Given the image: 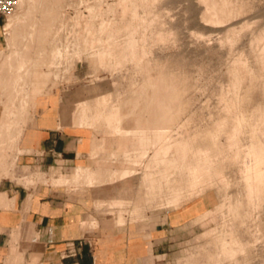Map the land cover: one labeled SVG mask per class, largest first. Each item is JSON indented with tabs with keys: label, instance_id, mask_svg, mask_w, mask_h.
Instances as JSON below:
<instances>
[{
	"label": "rangeland",
	"instance_id": "rangeland-1",
	"mask_svg": "<svg viewBox=\"0 0 264 264\" xmlns=\"http://www.w3.org/2000/svg\"><path fill=\"white\" fill-rule=\"evenodd\" d=\"M23 1L16 0L14 11L4 16V23H10L11 28L5 26L0 38V47L6 39L9 50H0V64L18 52L29 57L8 75L19 78V84L0 89L4 109L0 136L8 139L2 150H10L9 167L15 168L16 175L29 165L37 172L42 170L47 180L38 172L34 182L26 185L18 181L25 186L37 184L56 201L65 200L74 208L84 206L88 234L77 241H95L106 232L103 224L118 217L120 225L137 219L132 222L136 234L149 238L150 230L162 222L167 211L196 203L195 213L203 212L186 228V242L171 264H264V0ZM127 32L134 35L125 37ZM157 77L172 90L173 107L167 113L165 133L158 129L163 117L155 122V131L139 130L133 122L139 115L148 123L158 116L147 107ZM17 92L21 95L14 103ZM49 104H54L57 112L63 110L66 124L91 128L95 139L103 138L101 145L104 139H111V147L118 149L108 151L107 169L100 173L77 169L79 174L76 170L71 178L77 174L74 181H78L83 173L81 181L58 182L67 178L61 177L56 185L50 179L53 169L68 175L77 164H91V156L77 151L78 157L71 162L60 156L42 168L24 155L29 150L22 152L16 163L18 152L12 146L18 117L27 125L31 109ZM83 112L86 115L79 116ZM34 114L38 118L39 113ZM108 117L114 122L109 123ZM4 126H9L7 132L2 130ZM178 145L191 151L174 165L171 156ZM2 164L0 154V167ZM107 172L111 178L104 181ZM122 172H127L125 178ZM196 173L202 179L195 178ZM1 179L20 184L5 176ZM149 180L154 184L161 181L162 189L145 187V191L144 181ZM148 188L160 192L148 194ZM92 217L98 223L88 228ZM35 235L17 236L14 244L19 253L7 264L31 260L26 256Z\"/></svg>",
	"mask_w": 264,
	"mask_h": 264
},
{
	"label": "crops",
	"instance_id": "crops-1",
	"mask_svg": "<svg viewBox=\"0 0 264 264\" xmlns=\"http://www.w3.org/2000/svg\"><path fill=\"white\" fill-rule=\"evenodd\" d=\"M6 24L4 17L0 16V38ZM1 49L8 53L6 39L5 46L0 47ZM38 109L37 107L31 109L33 111L27 125L23 117H18L17 131L13 130L16 142L12 146L13 150L16 149L18 152L16 163L18 156L29 150L30 152L24 155H28L27 158L32 163H37L42 168L51 166L56 162V157L60 156L71 162L78 157L77 151L91 156V164H77L68 175L53 169L50 176L52 183H56L61 177L67 178H62L58 182L74 181L77 174L71 177L77 169L97 173L107 169L108 151L118 149L111 147L110 138L104 139V145H101L99 141L103 138L95 139L91 128L74 127L70 125L73 124L71 122L66 124L64 117H61L63 110L57 112L54 104ZM3 111V105H0V127L3 122ZM34 113H39L38 118ZM53 123L56 126H53ZM5 140L8 139L2 134L0 154L3 164L0 167V178L5 176L17 181L21 179L20 181L24 183L26 179L34 180L36 174L42 172L45 181L47 180L42 170L37 172V169H31L29 165L22 166L21 173L16 175L15 168L9 167L10 150H2L6 146ZM55 174L57 177L54 178ZM22 183L0 180V264L3 260L4 264H7L9 259L18 255L19 251L14 244L18 235L31 236L33 233L36 235L32 239L33 247L27 250L26 257H31L27 264H171V260L180 254V245L186 242V228L203 212L195 213L196 203L167 211L162 222L155 224L149 232V238L145 239L136 234V223L132 222L137 219L131 218L133 221L120 225L118 217L103 224L106 232L98 235L95 241H77L79 236L88 234L84 229L86 224V219L83 220L84 206H79L80 209L74 208L64 202L65 200L56 201L51 193L46 194L41 187H36L37 184L25 186ZM90 220L88 228L98 223L96 218L92 217ZM73 251L77 252L76 256L71 255Z\"/></svg>",
	"mask_w": 264,
	"mask_h": 264
},
{
	"label": "bare ground",
	"instance_id": "bare-ground-1",
	"mask_svg": "<svg viewBox=\"0 0 264 264\" xmlns=\"http://www.w3.org/2000/svg\"><path fill=\"white\" fill-rule=\"evenodd\" d=\"M76 1V0H75ZM80 1V0H79ZM24 1L22 0V4H24L23 3ZM33 2H34V0H33ZM44 2H45V0L43 1V4H44ZM30 4V3H29ZM36 4H34L33 6H35ZM42 5V4H41ZM24 7H25V5H23ZM29 6V5H28ZM33 8V10H35L34 9V7H32ZM41 8V7H40ZM42 8H44V7H42ZM215 9V8H214ZM22 10H24L23 8H22ZM46 10H48V9H46ZM215 11V10H214ZM213 11V12H214ZM30 12V11H29ZM32 13V12H31ZM22 14V13H21ZM42 14V13H41ZM217 15V14H216ZM57 16H59V15H57ZM135 17H136V15H135ZM30 18H32L31 16H30ZM214 18V17H213ZM135 19V18H134ZM218 19V18H217ZM28 20V19H27ZM26 20V21H27ZM34 20V19H33ZM29 21V20H28ZM14 22V21H13ZM21 22V21H20ZM20 22H18V23H20ZM27 24V23H26ZM37 26V25H36ZM15 27H17V26H14V28ZM26 27V26H25ZM11 28V25H10V23L9 24H7L6 25V29H10ZM13 28V29H14ZM16 29V28H15ZM90 30V29H89ZM136 30V29H135ZM131 31V30H130ZM133 31V30H132ZM88 32V31H87ZM90 32V31H89ZM129 32V31H128ZM128 32L126 33V35H124L125 37H128V36H130V34L131 33H129V35H128ZM29 33H30V31H29ZM15 34V33H14ZM34 34V33H33ZM120 35H121V33H119ZM123 34V33H122ZM25 35H28V33H25ZM120 35H118L119 36V38H120ZM131 35H134L133 33L131 34ZM117 36V37H118ZM137 36V35H136ZM112 37V36H111ZM125 37H124V39H125ZM22 38H24V37H21V39ZM119 38H116V39H118V41H120L119 40ZM123 38V37H122ZM136 38V37H135ZM30 39H32V36H31V38ZM116 39H114L113 41L115 42L116 41ZM128 39V38H127ZM134 38L132 37V40H133ZM25 40H26V37H25ZM100 40V39H99ZM131 40V41H132ZM129 41H130V39H129ZM131 41L130 42H128V43H131ZM138 41V40H137ZM26 42V41H25ZM24 42V43H25ZM33 42V41H32ZM110 42V41H109ZM108 42V43H109ZM30 43H31V40H30ZM32 44V43H31ZM63 44V43H62ZM96 44V43H95ZM113 44V43H112ZM24 45V44H23ZM58 45V44H57ZM97 45V44H96ZM114 45V44H113ZM128 45V44H127ZM132 45H133V43H132ZM94 46V45H93ZM131 46V45H130ZM12 47H13V45H12ZM23 47V46H22ZM96 47V46H95ZM129 47V46H128ZM132 47V46H131ZM134 47H135V45H134ZM15 48V47H14ZM130 48V47H129ZM133 48V47H132ZM22 49V48H21ZM131 49V48H130ZM27 50V49H26ZM20 51V50H19ZM58 51V50H57ZM59 51H61V50H59ZM28 52V51H27ZM60 53V52H59ZM58 53V54H59ZM127 55V54H126ZM32 56V55H31ZM1 57V56H0ZM33 57V56H32ZM62 57V56H61ZM34 58V57H33ZM29 59V57H28V54H26V53H20V52H18V53H16V54H14L13 56H9V57H7V60H6V62H4V63H2V64H0V89H2V88H7V89H11L13 86H15V85H18L19 83H18V81H19V78H17V79H13V78H11V77H8V75H12V73L14 72V71H16V69H17V67L19 66V63L20 62H22V61H25V60H28ZM58 60V59H57ZM263 61V60H262ZM27 63V62H26ZM56 63V62H55ZM29 64V63H28ZM31 64V63H30ZM26 66V65H25ZM29 66V65H28ZM55 67H58V65H56ZM54 68V67H53ZM20 74V73H19ZM26 75H27V73H26ZM244 79H245V76L243 77ZM247 79H249V77H246ZM247 79H245V80H247ZM251 79V78H250ZM22 80V79H21ZM20 82H22V81H20ZM246 82H248V81H245V83ZM24 83V82H23ZM179 83V82H178ZM249 83V82H248ZM247 83V84H248ZM246 84V85H247ZM153 86H154V90H155V92H153V95H152V97L150 98V101L148 102V108H150V109H152V111H155V112H157V113H159L158 114V116L156 117L155 115V117L154 118H152V121L151 122H149L148 123V121L147 122H145L144 121V117L142 118L141 117V115H139L138 117H136L134 120H133V122H134V125L135 126H137V127H135L134 129H135V132H137L138 130H136V128L137 129H152V131L154 130L155 131V129L157 128V126H156V124L159 122L158 121V119H160V117H163V122H162V126L161 127H158V129L159 128H161V130H163V129H165V128H167L168 126H167V122L169 121L168 120V118L167 117H169L168 115H167V113H168V111H170V110H172V108L171 107H173L172 106V90H170L169 88H168V86L167 87H165V86H163V83H162V78L161 77H157V79L155 80V84H152ZM26 86H28L27 85V83H26V85L24 86V87H26ZM21 88V87H20ZM23 88V87H22ZM27 88V87H26ZM25 88V89H26ZM6 89V90H7ZM20 90V89H19ZM18 93V95H14V98H12V100H13V102L15 103V101L20 97V92H17ZM23 97V96H22ZM22 99V98H21ZM25 99H27V98H25ZM11 101V100H10ZM23 101V100H22ZM21 101V102H22ZM178 101V100H177ZM17 102V101H16ZM80 102V101H79ZM78 102V103H79ZM81 103V102H80ZM22 104H23V102H22ZM233 104V103H232ZM231 104V105H232ZM21 105V104H20ZM81 107H83V105L81 106ZM146 107V108H147ZM230 106H228L227 108H229ZM84 108V107H83ZM145 108V109H146ZM230 109V108H229ZM82 111H83V109H81ZM81 110H80V112H81ZM124 112V111H123ZM147 112V111H146ZM145 113V112H144ZM80 114H84V112L83 113H79V116H81ZM119 114V113H118ZM142 114V113H141ZM86 114H84V116H85ZM165 115V116H164ZM175 115V114H174ZM118 116V115H117ZM136 116H137V114H136ZM61 117H63V114H61ZM77 117H78V114H77ZM80 118V117H79ZM79 118H77V121H78V119ZM116 118V116H114V119ZM146 118V117H145ZM226 118V117H225ZM83 119H84V117H83ZM110 119V120H109ZM120 119V118H119ZM264 119V118H263ZM81 120V119H80ZM79 120V121H80ZM108 120H109V123H111V122H114V120L112 121V119H111V117H108ZM116 121V120H115ZM120 121V120H119ZM121 121H122V119H121ZM158 121V122H157ZM107 122V121H106ZM125 122V121H124ZM155 122H157V123H155ZM79 123V122H78ZM84 123V122H83ZM82 123V124H83ZM120 123V122H119ZM122 123V122H121ZM220 124V123H219ZM264 124V123H263ZM78 126V125H77ZM83 126V125H82ZM160 126V125H159ZM261 126V125H260ZM80 127H81V125H80ZM153 128H155V129H153ZM8 129H9V126H4V128H2V130H4V132L6 131H8ZM133 129V130H134ZM168 129V128H167ZM125 130V129H124ZM149 130V131H150ZM166 130V129H165ZM263 130V129H262ZM261 130V131H262ZM127 132H130L128 129L126 130ZM143 131V130H142ZM148 131V130H147ZM264 131V130H263ZM13 132V131H12ZM11 132V133H12ZM123 132V131H122ZM139 132H141V131H139ZM139 132H138V134H139ZM158 132H159V130H158ZM166 132V131H165ZM164 132V130H163V133H165ZM261 133V132H260ZM8 134V133H7ZM125 134V133H124ZM136 134V133H135ZM145 135V134H144ZM167 135V134H166ZM166 135H164V136H166ZM215 135V134H214ZM260 135V134H259ZM262 135H264V134H262ZM136 136V135H135ZM216 136V135H215ZM261 136V135H260ZM137 139V138H136ZM159 139H161V137L160 138H158V140ZM164 139V138H163ZM142 140V139H141ZM155 140H156V138H155ZM184 140V139H183ZM152 141V140H151ZM142 143V142H141ZM149 143V142H148ZM147 143V144H148ZM156 143V142H155ZM165 143V142H164ZM189 144V143H188ZM263 144V143H262ZM145 145V144H144ZM150 145V144H149ZM190 145V144H189ZM192 145H194V144H192ZM263 146H264V144H263ZM162 148V147H161ZM159 149V148H158ZM195 149V148H194ZM264 150V149H263ZM175 154H173V153H171V154H173V156H171L172 158H174V160L172 159H170L171 160V162L172 161H174L175 163H174V165L175 164H177V163H180L181 162V159H183L181 156L182 155H186V154H188V153H190V149L187 147V146H184V148L181 146V145H178V146H176L175 147ZM156 152V151H155ZM143 153V152H142ZM145 154H147V152L145 153ZM201 155H202V153H200ZM156 155H158V154H156ZM194 155V153L191 155L192 157H194L193 156ZM199 155V154H198ZM203 155H205V154H203ZM142 156V155H141ZM169 156V155H168ZM189 156V155H188ZM190 156V157H191ZM144 157H145V155H144ZM178 157H180V160H176ZM191 157V158H192ZM152 158V157H151ZM170 158V157H169ZM186 158V157H185ZM208 158V157H207ZM206 158V159H207ZM179 159V158H178ZM209 159V158H208ZM258 159V158H257ZM197 160V159H196ZM140 161V160H139ZM156 161V160H155ZM164 161V160H163ZM162 161V162H163ZM178 161H180V162H178ZM202 161V160H201ZM201 161H199L200 163H201ZM204 161H207V160H204ZM136 162H138V161H136ZM139 163V162H138ZM137 163V164H138ZM187 163H188V161H187ZM195 163H197V162H195ZM199 163V164H200ZM136 164V165H137ZM149 164V163H148ZM152 164V163H151ZM206 164V163H205ZM211 164V163H210ZM165 165V164H164ZM170 165H172L171 163H170ZM179 165V164H178ZM181 166L183 165L182 163L180 164ZM195 165V164H194ZM201 165V164H200ZM204 165V164H203ZM260 165V164H259ZM166 166V165H165ZM164 166V167H165ZM188 166V165H187ZM189 166H191V165H189ZM195 166H197V164L195 165ZM194 166V167H195ZM209 166V165H208ZM257 166V165H256ZM155 167V166H154ZM201 167V170H203L202 169V167L203 166H200ZM207 167V166H206ZM158 168H160V167H157V169ZM204 168V167H203ZM211 168V167H210ZM151 169V168H150ZM156 169V170H157ZM195 169H196V167H195ZM198 169L200 170V168H199V165H198ZM258 169V168H257ZM81 170V169H80ZM155 170V171H156ZM167 170V169H166ZM174 170H175V168H174ZM199 170H196V172H198ZM82 171V170H81ZM153 171V170H152ZM158 171H159V169H158ZM176 171V170H175ZM174 171V172H175ZM195 171V170H194ZM82 172H84V171H82ZM111 172V171H110ZM190 172H191V170H190ZM204 172V171H203ZM207 172H208V170H207ZM123 174V176H124V178H125V175H127V172H122ZM149 173H150V171H149ZM156 173V172H155ZM77 174H79V173H77ZM147 174V173H146ZM153 174V173H152ZM171 174V173H170ZM199 175L201 174L202 175V173H198ZM207 175H208V173H206ZM257 173H255L254 175H256ZM83 175V173H80V176L81 177H79V179H78V181L80 180L81 181V179H82V176ZM121 175V178L123 177ZM145 175V174H144ZM154 175V174H153ZM152 175V176H153ZM160 175V174H159ZM172 175H173V173H172ZM175 175H176V173H175ZM137 176H138V174H137ZM139 176H141V175H139ZM151 176V177H152ZM156 176H158V175H156ZM167 176V175H166ZM168 176H170V175H168ZM167 176V177H168ZM194 176V175H193ZM109 177H110V174L107 172V173H104L103 174V176H102V180H107V179H109ZM145 177V176H144ZM144 177H142L143 178V180H144ZM147 177V176H146ZM160 177V176H159ZM166 177V178H167ZM175 177V176H174ZM197 177H199V176H197V173H196V177L195 178H197ZM209 178H210V176H208ZM254 177V176H253ZM84 178V177H83ZM92 178V177H91ZM96 178H97V176H96ZM111 178V177H110ZM134 178H136V177H134ZM138 178V177H137ZM173 178V177H172ZM186 178V177H185ZM184 178V179H185ZM190 178H191V176H190ZM195 178H193L194 180H196ZM200 179H202V177H199ZM199 178L196 180V181H199L200 182V180H199ZM252 178V177H251ZM123 179V178H122ZM146 179V178H145ZM157 179V178H156ZM160 179V178H159ZM161 179H163L162 177H161ZM167 179H169V180H171L170 178H167ZM38 180V179H37ZM41 180V179H40ZM134 180V179H133ZM158 180V179H157ZM166 180V179H165ZM193 180V181H194ZM77 180L76 181H74L75 183H77L78 182ZM91 181V180H90ZM202 181V180H201ZM207 181H208V179H207ZM206 181V182H207ZM30 182H34L33 181V179L32 178H30V179H26L25 181H24V183L27 185V183H30ZM39 182V181H38ZM68 182V181H67ZM66 182V183H67ZM83 182V181H82ZM81 182V183H82ZM103 182V181H102ZM131 182V181H130ZM143 182V181H142ZM145 183V185H143L144 186V190L146 191V189H145V187H150V188H154V187H158V189L159 188H161L162 189V187L163 186H161V181H160V183H158V182H156V183H158V184H154V181H144ZM195 182V181H194ZM252 182V181H251ZM71 183V182H70ZM106 183H108V182H106ZM110 183V182H109ZM108 183V184H109ZM175 183V182H174ZM190 183V182H189ZM253 183V182H252ZM255 183V182H254ZM91 184V183H90ZM131 184V183H130ZM129 184V186H131ZM142 184V183H141ZM163 184V183H162ZM192 184V183H191ZM196 184H197V182H196ZM195 184V185H196ZM200 184V183H199ZM198 184V185H199ZM203 184H204V182H203ZM85 185V184H84ZM121 185V184H120ZM128 185V184H127ZM173 185V184H172ZM179 185V184H178ZM188 185V184H187ZM186 185V186H187ZM202 185V184H201ZM251 185H253V184H251ZM92 186H93V184H92ZM174 186V185H173ZM133 187V186H132ZM141 187V186H140ZM189 187H192V186H190L189 185ZM188 186H187V188H189ZM198 187V186H197ZM129 188V187H128ZM131 188V187H130ZM150 188H148V190L150 189ZM256 188V187H255ZM132 189V188H131ZM143 189V188H142ZM155 189V188H154ZM157 189V188H156ZM176 189V188H175ZM198 189V188H197ZM130 190V189H129ZM128 190V191H129ZM152 191H153V189H151ZM151 190H149V192H148V194L150 193V191ZM170 190V189H169ZM187 190V189H186ZM191 190V189H190ZM189 190V191H190ZM253 190V189H252ZM75 191V190H74ZM102 191V190H101ZM145 191H143V193H145ZM156 191H159V190H156ZM155 190L152 192V193H154L153 195H155V192H156ZM162 191V190H161ZM179 191V190H178ZM108 192V191H107ZM160 192V191H159ZM177 192V191H176ZM190 192H192V191H190ZM194 192H196V190L194 191ZM129 193V192H128ZM130 193H131V191H130ZM171 193V192H170ZM181 193V192H180ZM197 193V192H196ZM100 194V193H99ZM147 194V193H146ZM179 193H177V195H178ZM186 194H189L188 192H186ZM193 194V193H192ZM192 194H190V195H192ZM224 194V193H223ZM171 196H173V194H170ZM197 195V194H196ZM123 196V195H122ZM128 196V195H127ZM170 196V197H171ZM174 196H175V194H174ZM97 197H99V196H97ZM251 197V196H250ZM101 198V197H100ZM126 197H124V199H125ZM174 197H172V199H173ZM178 198V197H177ZM176 198V199H177ZM182 198V197H181ZM120 199V198H119ZM147 199V198H146ZM156 199V198H155ZM100 200V199H99ZM150 200V199H149ZM175 200V199H174ZM180 200V199H179ZM151 201V200H150ZM249 201H250V198H249ZM170 202V201H169ZM175 202V201H174ZM176 202H178V199H177V201ZM117 203V202H116ZM151 203V202H150ZM172 204V203H171ZM113 206L114 205H116V206H118L117 204H112ZM110 209H115V208H110ZM112 214V210H111V213H110V215ZM221 218V217H220ZM90 221V220H89ZM224 240V239H223ZM218 241V240H217ZM219 242V241H218ZM218 242H217V244H218ZM219 245V244H218ZM222 245H223V243H222ZM220 247V246H219ZM229 249V248H228ZM220 250H222V249H220ZM223 251V250H222ZM222 251H221V253L220 254H222ZM232 254V253H231ZM225 255V254H224ZM228 255V254H227ZM222 256V255H221ZM228 256H230V255H228ZM219 257H220V255H219ZM230 258V257H229ZM221 261V260H220ZM222 261H223V259H222ZM221 261V262H222ZM220 264V263H219Z\"/></svg>",
	"mask_w": 264,
	"mask_h": 264
},
{
	"label": "built area",
	"instance_id": "built-area-1",
	"mask_svg": "<svg viewBox=\"0 0 264 264\" xmlns=\"http://www.w3.org/2000/svg\"><path fill=\"white\" fill-rule=\"evenodd\" d=\"M16 8V0H0V16L4 17L10 14ZM73 244V243H71ZM73 247V245H72ZM72 256H76L77 252H71Z\"/></svg>",
	"mask_w": 264,
	"mask_h": 264
}]
</instances>
